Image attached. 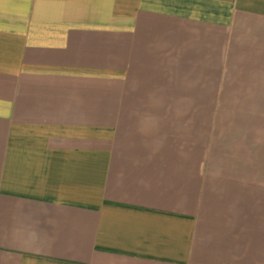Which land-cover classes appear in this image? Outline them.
<instances>
[{"label":"crops","instance_id":"obj_1","mask_svg":"<svg viewBox=\"0 0 264 264\" xmlns=\"http://www.w3.org/2000/svg\"><path fill=\"white\" fill-rule=\"evenodd\" d=\"M0 264H264V0H0Z\"/></svg>","mask_w":264,"mask_h":264}]
</instances>
